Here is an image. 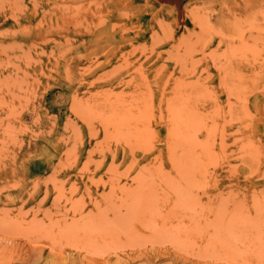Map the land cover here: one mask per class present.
<instances>
[{
    "label": "rangeland",
    "instance_id": "1",
    "mask_svg": "<svg viewBox=\"0 0 264 264\" xmlns=\"http://www.w3.org/2000/svg\"><path fill=\"white\" fill-rule=\"evenodd\" d=\"M10 251L264 264V0H0Z\"/></svg>",
    "mask_w": 264,
    "mask_h": 264
},
{
    "label": "bare ground",
    "instance_id": "2",
    "mask_svg": "<svg viewBox=\"0 0 264 264\" xmlns=\"http://www.w3.org/2000/svg\"><path fill=\"white\" fill-rule=\"evenodd\" d=\"M172 124H173V123H172ZM208 133H209V132H208ZM208 133H207V134H208ZM208 135H209V134H208ZM168 145H169V144H168ZM168 145H167V146H168ZM201 151H202V150H201ZM201 151H200V152H201ZM199 155H201V154H199ZM203 161H204V160H203ZM204 166H205V165H204ZM20 208H21V207H20ZM9 210H10V209H9ZM7 212H8V211H7ZM17 212H18V211H17ZM19 213H20V212H19ZM19 213H18V214H19ZM22 213H24V212H22ZM28 213H29V212H28ZM20 214H21V213H20ZM24 214H26V213H24ZM24 214H23V215H24ZM7 216H8V215H7ZM25 216H26V215H25ZM14 217H15V215H14ZM11 218H12V217H11ZM5 220H6V219H5ZM5 224H6V223H5ZM7 225H9L8 222H7ZM12 225H13V224H12ZM12 225H11V223H10L9 226H12ZM72 225H73V224H72ZM28 226H30V227H28ZM28 226H27V227L29 228V230H32V228L34 227V225H33V226H32V225H28ZM25 227H26V226H25ZM35 228H36V226L34 227V229H35ZM37 229H38V227H37ZM40 230H41V229H40ZM35 231H36V230H35ZM40 232H41V231H40ZM42 239H43V238H42ZM44 239H46V238H44ZM47 239H50V238H47ZM35 242H36V240L33 241V243H35ZM50 242H51V239H50ZM56 242H57V241H56ZM56 242H54V243H56ZM51 243H52V242H51ZM5 244H6V243H5ZM89 244H90V243H89ZM89 244H88V245H89ZM94 244H95V243H94ZM3 245H4V244H3ZM53 245H54V244H53ZM8 247H9V246H8ZM53 247H54V246H53ZM90 247H91V245L89 246V248H90ZM1 248H2V246H1ZM4 248H5V247H4ZM82 248H84V247H82ZM16 249H17V248H16ZM16 249H15V250H16ZM50 249H52V251H54L53 248H50ZM91 249H92V248H91ZM2 250H3V249H2ZM2 250H1V251H2ZM7 250L9 251L10 248H8ZM11 250H12V249H11ZM31 250H33V249H31ZM92 250H94V249H92ZM3 251H4V250H3ZM8 251H7V252H8ZM19 251H20V250H19ZM24 251L27 252V249H26V250H23V253H24ZM41 251H42V250H41ZM41 251L39 252L40 254H41ZM4 252H6V249H5ZM4 252H2V253L0 252V253L3 255ZM10 252H11V253L8 254L9 257H8V255H7V253H6V255H7V258L5 259L6 264H7V260H8V263H9V264H11V263H13V262H21V259H22V258L24 257V255L26 254V253H24V255H22L21 257H19V256H18L19 252L17 253V255H14V254L12 253V251H10ZM15 252H16V251H14V253H15ZM30 252H31V251H30ZM59 252H60V251H59ZM87 252H88V251H86L85 253L87 254ZM23 253H22V254H23ZM28 253H29V251L27 252V255H25L26 257L29 256ZM42 253H43V251H42ZM19 255H20V254H19ZM38 255H39V254H38ZM42 255H43V254H42ZM42 255H41V256H42ZM0 256H1V255H0ZM4 256H5V254H4ZM4 256H3V257H4ZM10 256H11V258H10ZM49 256H50V255H49ZM52 256H53V255H52ZM52 256H51V257H52ZM16 257H18V258L16 259ZM31 257H36V258H37V255L34 256V252H33V256H30L29 258H31ZM39 257H40V256H39ZM51 257H50V258H51ZM76 257H78V256H76ZM80 257H82V256H80ZM29 258H28V259H29ZM36 258H35V259H36ZM46 258H48V257H46ZM78 258H79V257H78ZM32 259H33V258H32ZM32 259H31V263H32V261H33ZM55 259H56V257H55ZM67 259H68V258H67ZM74 259H75V258H74ZM3 260H4V259H3ZM3 260H1V261H3ZM23 260H25V257L22 259V261H23ZM46 260H47V259H46ZM76 260H77V259H76ZM76 260H75V261H76ZM44 261H45V260H44ZM63 261H64V260H62L61 262L53 261V263H54V264H66V262L64 261V262H65V263H64ZM75 261H74V263H75ZM23 262H24V261H23ZM41 262H42V260H41ZM49 262H50V261H49ZM51 262H52V260H51ZM72 262H73V260H72ZM78 262H79V261H78ZM26 263H27V262H26ZM36 263H37V262H36ZM46 263H47V262H45V264H46ZM53 263H48V264H53ZM76 263H77V262H76ZM4 264H5V263H4ZM32 264H33V263H32ZM41 264H42V263H41ZM68 264H71V263H68ZM72 264H73V263H72ZM78 264H79V263H78ZM81 264H82V263H81Z\"/></svg>",
    "mask_w": 264,
    "mask_h": 264
}]
</instances>
